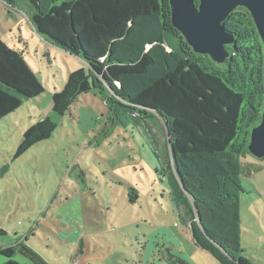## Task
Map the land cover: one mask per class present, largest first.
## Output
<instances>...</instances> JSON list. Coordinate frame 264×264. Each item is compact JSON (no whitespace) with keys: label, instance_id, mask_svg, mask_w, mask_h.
Here are the masks:
<instances>
[{"label":"rangeland","instance_id":"rangeland-1","mask_svg":"<svg viewBox=\"0 0 264 264\" xmlns=\"http://www.w3.org/2000/svg\"><path fill=\"white\" fill-rule=\"evenodd\" d=\"M27 11L0 1V39L15 48H25L19 37L28 43L25 59L44 87L0 120V170L9 166L0 178L6 231L0 247L26 232L51 264H218L192 240L186 221L193 213L176 180L162 121L133 115L128 126L115 124L94 91L80 95L64 116L53 113V92L84 64L38 36ZM111 48L116 61L143 53L154 60L145 75L109 85L125 102L180 60L165 45L156 15L133 21ZM46 115L57 125L51 137L13 160L24 130ZM241 163L242 255L264 264V158L248 154ZM130 187L139 194L135 203ZM13 259L33 264L20 254Z\"/></svg>","mask_w":264,"mask_h":264},{"label":"trees","instance_id":"trees-1","mask_svg":"<svg viewBox=\"0 0 264 264\" xmlns=\"http://www.w3.org/2000/svg\"><path fill=\"white\" fill-rule=\"evenodd\" d=\"M0 1L17 8L26 5L37 35L84 64L69 71L61 88L53 92L51 111L62 117L80 95L94 91L106 101L115 124L128 126L133 115L158 117L176 180L190 202L193 214L186 222L193 242L218 264H252L241 246L240 199L246 192L241 159L250 154L249 136L264 105V47L250 13L238 6L223 21L234 39L224 46L228 56L219 63L194 52L173 27L168 0ZM151 15L158 17L165 45L180 60L125 102L109 85L145 75L154 60L143 53L135 61H116L111 47L125 38L133 21ZM21 41L25 48L10 47L0 39V120L44 92L25 59L28 43L19 37ZM56 127L49 115L30 125L12 159L51 137ZM8 167H2L0 178ZM129 189V200L135 203L139 194ZM4 234L0 227V235ZM31 236L25 232L0 247L5 258L0 264H21L13 259L15 254L33 264H51L30 246Z\"/></svg>","mask_w":264,"mask_h":264},{"label":"water","instance_id":"water-1","mask_svg":"<svg viewBox=\"0 0 264 264\" xmlns=\"http://www.w3.org/2000/svg\"><path fill=\"white\" fill-rule=\"evenodd\" d=\"M168 1L173 27L196 53L208 54L215 62L224 61L228 56L224 46L231 44L234 37L224 30L222 23L238 6L250 13L264 47V0ZM248 152L254 158H264V105L259 124L251 130Z\"/></svg>","mask_w":264,"mask_h":264},{"label":"crops","instance_id":"crops-1","mask_svg":"<svg viewBox=\"0 0 264 264\" xmlns=\"http://www.w3.org/2000/svg\"><path fill=\"white\" fill-rule=\"evenodd\" d=\"M4 260H5L4 258H3V259L1 258V259H0V263L3 262Z\"/></svg>","mask_w":264,"mask_h":264},{"label":"built area","instance_id":"built-area-1","mask_svg":"<svg viewBox=\"0 0 264 264\" xmlns=\"http://www.w3.org/2000/svg\"><path fill=\"white\" fill-rule=\"evenodd\" d=\"M111 92H112V90H111Z\"/></svg>","mask_w":264,"mask_h":264}]
</instances>
